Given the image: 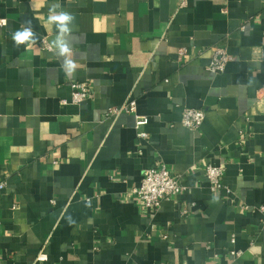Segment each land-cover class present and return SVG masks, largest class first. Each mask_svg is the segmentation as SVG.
<instances>
[{
	"label": "crops",
	"instance_id": "obj_1",
	"mask_svg": "<svg viewBox=\"0 0 264 264\" xmlns=\"http://www.w3.org/2000/svg\"><path fill=\"white\" fill-rule=\"evenodd\" d=\"M184 1L0 0V264H264V0ZM53 6L74 16L72 77ZM28 21L39 39L17 47ZM215 47L232 56L216 74ZM184 107L204 109L199 130ZM160 164L187 189L152 213L133 189Z\"/></svg>",
	"mask_w": 264,
	"mask_h": 264
},
{
	"label": "built area",
	"instance_id": "obj_2",
	"mask_svg": "<svg viewBox=\"0 0 264 264\" xmlns=\"http://www.w3.org/2000/svg\"><path fill=\"white\" fill-rule=\"evenodd\" d=\"M185 1L183 0V5ZM8 24L7 18H0V28L5 27ZM44 45L47 46V42L44 40ZM232 60L228 49L226 47H215L212 49V58L208 65V70L212 73L223 72L227 64ZM72 97L71 101L74 103H81L84 100L93 96V88L86 81L71 82ZM67 103V101H62ZM137 105L135 100H130L120 108L111 110L109 115H113L119 112L136 113ZM206 118L204 109H195L184 107L182 110L180 123L182 126L191 130H199ZM148 117L145 115H136L135 127L139 131L138 136L142 139L148 137V133L143 128L148 124ZM206 175L213 191H218L224 187L223 176L224 167L207 165ZM4 183L0 182V187H3ZM187 187L183 184V179L180 175L172 172L165 164L157 166H150L146 168L143 173L141 183L138 187L133 189L134 194L139 200V206L143 209L150 210L152 213H156L162 206L165 200L174 198L185 192ZM54 202V201H53ZM264 211V206L261 207ZM188 211L184 210L182 213L186 214ZM235 241V239H233ZM240 251H231V255L240 256ZM46 255L40 254L38 256L39 261H44Z\"/></svg>",
	"mask_w": 264,
	"mask_h": 264
},
{
	"label": "clouds",
	"instance_id": "obj_3",
	"mask_svg": "<svg viewBox=\"0 0 264 264\" xmlns=\"http://www.w3.org/2000/svg\"><path fill=\"white\" fill-rule=\"evenodd\" d=\"M73 21L74 16L71 13L63 10L57 11L56 6L49 9L48 22L55 25L57 29V35L50 43V50L62 58V68L68 77H72L78 68L70 43ZM12 39L17 47L20 45L31 47L37 43L39 38L32 29L31 21H28L22 25L21 30L13 34Z\"/></svg>",
	"mask_w": 264,
	"mask_h": 264
}]
</instances>
